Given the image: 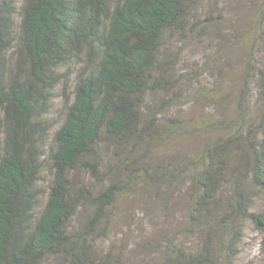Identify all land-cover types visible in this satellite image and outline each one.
I'll use <instances>...</instances> for the list:
<instances>
[{
  "label": "trees",
  "instance_id": "obj_1",
  "mask_svg": "<svg viewBox=\"0 0 264 264\" xmlns=\"http://www.w3.org/2000/svg\"><path fill=\"white\" fill-rule=\"evenodd\" d=\"M205 1L0 0V264H113L99 245L124 198L185 180L157 264H235L246 224L264 234V7L244 44L218 22V53L245 48L240 88L202 89L220 116L194 120L177 48L204 37ZM194 129L210 136L193 158L154 155Z\"/></svg>",
  "mask_w": 264,
  "mask_h": 264
},
{
  "label": "rangeland",
  "instance_id": "obj_2",
  "mask_svg": "<svg viewBox=\"0 0 264 264\" xmlns=\"http://www.w3.org/2000/svg\"><path fill=\"white\" fill-rule=\"evenodd\" d=\"M21 2L22 0H17L18 5H21ZM263 7L264 0L205 1V14L199 24L204 31V37L199 41L187 39L181 44V48H177L180 53L178 85L186 99L180 111L183 117L186 114L185 117L194 120H213L220 116L218 103L212 105L206 99L200 98V91L204 88L215 89L216 92L220 90L221 94H228L232 98L234 90L240 88L238 73L242 69L245 50L243 41L246 40L244 37L253 29L251 27L255 25ZM220 13L222 21H218ZM206 14V17H212L210 22L204 21ZM218 22L222 23V33L234 35L235 38L239 36L243 44L231 38L230 42L223 44L221 50L224 51L220 50L218 53ZM218 54L221 55L219 59ZM227 62L228 65H225ZM227 75L230 77L226 78ZM64 85L68 86H65L66 88L72 86L71 77L64 76L63 85L58 88V95ZM56 105L59 107L60 99ZM167 114L172 115V111ZM52 118L58 125L61 114L54 112ZM209 136L210 132L206 130L202 132L194 129L191 135L172 139L167 145L159 147L154 155L168 158L167 161H170V158L181 159L182 156L184 160L187 156L193 158ZM43 175L41 186L45 188L49 181L48 171ZM186 184V180L182 184L177 183L168 190L170 195L166 198L161 195L165 192L163 188H143L137 196L124 198L119 204L108 239L100 241L99 245L104 252L112 248L113 264H157L167 240L175 234L177 226L184 218L188 202ZM256 210L264 213V194L257 200ZM183 242L190 244L189 247L196 245L194 239ZM235 264H264V234L255 230L249 223L245 226Z\"/></svg>",
  "mask_w": 264,
  "mask_h": 264
}]
</instances>
